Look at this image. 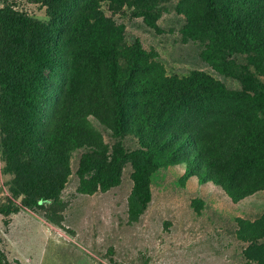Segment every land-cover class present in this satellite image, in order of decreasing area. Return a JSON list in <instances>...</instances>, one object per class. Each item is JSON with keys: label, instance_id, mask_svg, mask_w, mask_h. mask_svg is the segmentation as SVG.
<instances>
[{"label": "trees", "instance_id": "trees-1", "mask_svg": "<svg viewBox=\"0 0 264 264\" xmlns=\"http://www.w3.org/2000/svg\"><path fill=\"white\" fill-rule=\"evenodd\" d=\"M36 1L45 20L0 8V160L10 177L0 215L25 208L64 230L62 194L77 151L82 196L118 187L130 167L131 221L146 212L161 169L180 166L182 181L212 184L232 203L264 191V0L174 6L183 41L197 43L201 60L238 89L200 70L167 75L159 54L113 19L126 11L159 32L171 0ZM235 222L245 263L264 264V213ZM0 264H10L1 250Z\"/></svg>", "mask_w": 264, "mask_h": 264}, {"label": "rangeland", "instance_id": "rangeland-1", "mask_svg": "<svg viewBox=\"0 0 264 264\" xmlns=\"http://www.w3.org/2000/svg\"><path fill=\"white\" fill-rule=\"evenodd\" d=\"M177 1L167 5L158 22L159 32L147 28L141 19L130 18L126 11L113 19L126 27L128 39L137 37L144 49L159 54L167 75L185 76L200 70L227 88L238 89L236 80L216 74L201 60L197 43L183 41L184 20L174 11ZM6 4L40 20L46 18L45 8L36 0H0V8ZM103 11L112 16L105 4ZM91 122L108 142V132ZM80 153L72 155V175L62 194L69 206L64 230L25 208L8 217L0 215V243L11 264H246L241 254L244 244L235 236V219L257 220L264 213V191L232 203L212 184L201 185L196 178L182 181L184 168L180 166L161 169L153 174L152 200L146 212L131 221L130 167L125 168L118 187L82 196L76 193L74 174ZM2 168L0 160V207L10 198V177ZM193 201L202 203L199 211L191 205Z\"/></svg>", "mask_w": 264, "mask_h": 264}, {"label": "crops", "instance_id": "crops-1", "mask_svg": "<svg viewBox=\"0 0 264 264\" xmlns=\"http://www.w3.org/2000/svg\"><path fill=\"white\" fill-rule=\"evenodd\" d=\"M7 237H8L11 241H14L13 238H12V236H11L10 234L7 235ZM1 240H2V239H1ZM0 242H3V240L0 241ZM0 250H1L2 252H4V254L6 255L8 261H9V258H8L7 254H6L7 250H6L5 247L1 246V243H0ZM9 263H10V261H9ZM10 264H11V263H10Z\"/></svg>", "mask_w": 264, "mask_h": 264}]
</instances>
